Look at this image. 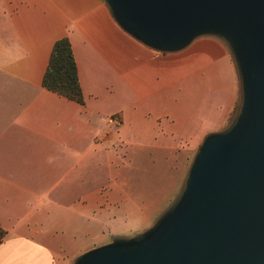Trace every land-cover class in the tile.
I'll return each instance as SVG.
<instances>
[{"label":"crops","instance_id":"crops-1","mask_svg":"<svg viewBox=\"0 0 264 264\" xmlns=\"http://www.w3.org/2000/svg\"><path fill=\"white\" fill-rule=\"evenodd\" d=\"M61 36L82 103L40 84ZM237 97L234 62L215 36L161 51L103 0H0V264H72L145 228ZM113 112L116 126L105 119Z\"/></svg>","mask_w":264,"mask_h":264},{"label":"water","instance_id":"water-1","mask_svg":"<svg viewBox=\"0 0 264 264\" xmlns=\"http://www.w3.org/2000/svg\"><path fill=\"white\" fill-rule=\"evenodd\" d=\"M103 2L157 50L219 38L238 97L229 121L202 135L169 205L145 228L88 247L72 264H264V0Z\"/></svg>","mask_w":264,"mask_h":264},{"label":"trees","instance_id":"trees-1","mask_svg":"<svg viewBox=\"0 0 264 264\" xmlns=\"http://www.w3.org/2000/svg\"><path fill=\"white\" fill-rule=\"evenodd\" d=\"M40 84L68 99L78 103L83 102L76 64L66 36L58 37L53 41ZM4 232V228L0 226V240Z\"/></svg>","mask_w":264,"mask_h":264},{"label":"built area","instance_id":"built-area-1","mask_svg":"<svg viewBox=\"0 0 264 264\" xmlns=\"http://www.w3.org/2000/svg\"><path fill=\"white\" fill-rule=\"evenodd\" d=\"M106 121L114 126L118 125L120 122V116L117 112L110 113L105 117Z\"/></svg>","mask_w":264,"mask_h":264},{"label":"rangeland","instance_id":"rangeland-1","mask_svg":"<svg viewBox=\"0 0 264 264\" xmlns=\"http://www.w3.org/2000/svg\"><path fill=\"white\" fill-rule=\"evenodd\" d=\"M197 144H198V143H197ZM191 156H192V155H189V156L187 157V165H188V163H189V161H190V159H191ZM182 177H183V174H182ZM177 192H178V191H176V193H177ZM176 193H175L174 195L170 196V198L168 199V201H167L166 204L164 205L165 207H167V206L169 205V203L173 200V198L175 197ZM165 207H163V209H164ZM150 223H151V221H150L149 223H146L147 225H145V226H148ZM125 235H126V234H125ZM92 246H94V245H92ZM90 247H91V246H90Z\"/></svg>","mask_w":264,"mask_h":264}]
</instances>
